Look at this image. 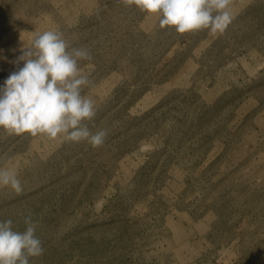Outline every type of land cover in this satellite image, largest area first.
Returning <instances> with one entry per match:
<instances>
[{
	"label": "rangeland",
	"instance_id": "374dc122",
	"mask_svg": "<svg viewBox=\"0 0 264 264\" xmlns=\"http://www.w3.org/2000/svg\"><path fill=\"white\" fill-rule=\"evenodd\" d=\"M222 32L179 34L129 0H0V86L34 32L59 30L93 84L105 142L0 129V220L30 264H264V0H231Z\"/></svg>",
	"mask_w": 264,
	"mask_h": 264
},
{
	"label": "clouds",
	"instance_id": "9594fccd",
	"mask_svg": "<svg viewBox=\"0 0 264 264\" xmlns=\"http://www.w3.org/2000/svg\"><path fill=\"white\" fill-rule=\"evenodd\" d=\"M142 12L160 17L161 28L179 34L210 30L222 32L231 21V0H129ZM17 62L23 66L0 86V129L9 135L28 133L87 142L100 147L106 130L90 131L84 121L96 113V104L83 89L93 84L80 61H91L89 50L72 47L59 30L34 32L23 44ZM0 186L22 191L18 171L0 167ZM26 230L13 229L11 219L0 220V264H30V257L44 253L35 235L38 222L25 217Z\"/></svg>",
	"mask_w": 264,
	"mask_h": 264
}]
</instances>
